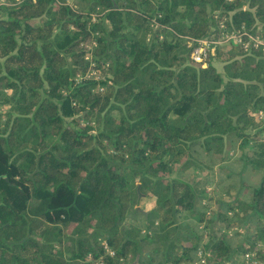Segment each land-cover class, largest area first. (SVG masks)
<instances>
[{
	"label": "trees",
	"instance_id": "16d2710c",
	"mask_svg": "<svg viewBox=\"0 0 264 264\" xmlns=\"http://www.w3.org/2000/svg\"><path fill=\"white\" fill-rule=\"evenodd\" d=\"M4 1L0 264H264V56L188 57L222 19L264 32V0ZM234 142L261 176L213 209L180 172Z\"/></svg>",
	"mask_w": 264,
	"mask_h": 264
},
{
	"label": "rangeland",
	"instance_id": "374dc122",
	"mask_svg": "<svg viewBox=\"0 0 264 264\" xmlns=\"http://www.w3.org/2000/svg\"><path fill=\"white\" fill-rule=\"evenodd\" d=\"M213 58L214 57H211V60L215 61ZM214 63L216 68L221 70L222 67L220 63ZM235 142L232 144L233 146L226 145L224 153L215 154L211 158L202 154L201 150L196 148L193 152L196 162L185 167L180 172L185 179L193 182V186L197 188V191L203 190V192L212 197L210 207L213 209L217 208V200L231 201L236 195L237 190H239V184L241 181L244 180L248 182L249 186H255L261 176L260 172L253 171L249 165H245V159L241 154L247 153L249 148L245 147L242 151L240 148L236 147L237 143ZM226 152L228 153L226 154ZM227 170L231 173V177L227 176ZM175 177L176 175L170 176V178ZM248 197L249 195L241 193L242 199H247ZM151 206L152 203L148 201L140 204V207L145 209ZM182 220L183 222H193V220L183 217ZM235 230L241 231V227L235 226L228 230V234L232 235L230 238L233 245L237 244L239 241V236L234 234ZM259 246L264 252V241L259 243ZM253 254L255 257V253ZM253 256L252 258L254 259Z\"/></svg>",
	"mask_w": 264,
	"mask_h": 264
},
{
	"label": "built area",
	"instance_id": "2783aa9c",
	"mask_svg": "<svg viewBox=\"0 0 264 264\" xmlns=\"http://www.w3.org/2000/svg\"><path fill=\"white\" fill-rule=\"evenodd\" d=\"M226 1L231 2L233 0H226ZM242 1L245 4H247L248 2V0H242ZM1 4H5V1L1 0L0 5ZM150 24L153 28L158 27L156 16L152 18ZM159 38H161V36H159ZM230 43L241 46L246 52L257 51L264 56V32L260 30H250L245 28L244 26H241L240 28H234L233 26H231L230 28H228L225 25V21L222 19L217 24L216 29L214 31L212 30V33L209 36L189 39L188 57L194 63L204 67L211 60V57L215 55V50L218 45L230 44ZM86 58L91 59L89 55H87ZM91 77H95V78L99 77L98 74L96 73L95 68L93 67L92 62L90 63V68L88 69V71L82 77H79L78 80L82 78H91ZM98 89L102 90V87H99ZM256 116L258 118H263L264 112L262 110H258L256 112ZM100 243L103 245V248L108 253H112V250L109 248L107 242L104 239L101 240ZM201 253H202L201 250H198L197 256L199 261L203 262L204 258L202 257L203 254ZM252 255L253 254L246 255L247 264H256V260L252 258ZM97 264H101V263L98 262Z\"/></svg>",
	"mask_w": 264,
	"mask_h": 264
},
{
	"label": "water",
	"instance_id": "95a60500",
	"mask_svg": "<svg viewBox=\"0 0 264 264\" xmlns=\"http://www.w3.org/2000/svg\"><path fill=\"white\" fill-rule=\"evenodd\" d=\"M245 8L248 9V10H250L251 12H254V9H250V8H248V4L245 5ZM137 209H140V208L137 207Z\"/></svg>",
	"mask_w": 264,
	"mask_h": 264
},
{
	"label": "crops",
	"instance_id": "0c3cea01",
	"mask_svg": "<svg viewBox=\"0 0 264 264\" xmlns=\"http://www.w3.org/2000/svg\"><path fill=\"white\" fill-rule=\"evenodd\" d=\"M217 63H219V62H217ZM221 65V67H222V64H220ZM219 71H222V68H221V70H219ZM140 208V207H139ZM151 207H149V208H147V209H150Z\"/></svg>",
	"mask_w": 264,
	"mask_h": 264
}]
</instances>
